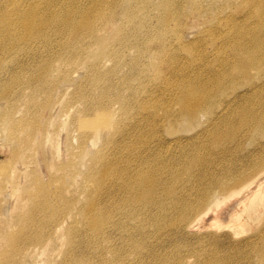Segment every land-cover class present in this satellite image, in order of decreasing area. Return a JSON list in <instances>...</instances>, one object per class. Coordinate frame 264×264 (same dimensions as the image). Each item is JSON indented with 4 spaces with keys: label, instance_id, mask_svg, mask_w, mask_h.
<instances>
[{
    "label": "rangeland",
    "instance_id": "obj_1",
    "mask_svg": "<svg viewBox=\"0 0 264 264\" xmlns=\"http://www.w3.org/2000/svg\"><path fill=\"white\" fill-rule=\"evenodd\" d=\"M249 1L0 0V21L8 19L10 24V30H6L9 33L0 36V109L5 115L13 113L17 137H23L29 129L34 132L32 146L25 144L20 150L12 130L5 126L0 132V187L7 182L5 177L15 180L19 175L30 187L47 185V197L50 195L55 206L60 187L56 178L63 176V193L75 199L78 211L71 218L72 213L66 210L60 225L67 229L76 224L81 230L76 241L88 242L76 254L79 259L89 258L97 241L83 227L80 213L87 186L94 190V184L89 183L93 176L89 178L87 172L114 131L121 129L127 146L121 147L117 157L125 161L123 167L130 168L131 174L152 170L167 184L173 183L174 194L168 200L163 189L157 192L158 198L165 199L161 208L157 202L137 203L131 192L117 196V191L108 200L102 193L99 203L103 206L131 201L130 209L137 207L140 211L136 217L127 218L126 226H106L105 237L98 240L104 260L109 264H260L264 261V205L258 203L264 200V183L258 194V186L253 185V193L246 196L250 189L243 191L221 203L215 212L197 216L195 208L186 221L179 219L182 210L197 206L200 191L215 185L217 179L222 178L216 185L239 177L264 159V87L259 90L263 92L246 93V85L256 82L259 74L252 71L250 77L239 75L233 53L235 31L243 28L248 33L255 25L251 18H245ZM71 9L99 13L107 26L104 24L92 38L83 34L71 39L62 21ZM26 14H37L36 20L42 19L39 23L44 24L36 28L40 32L35 31L30 40L22 38V18ZM93 19L99 23L97 16ZM103 44L115 55H103ZM223 72L237 80L239 97L232 103L234 111L219 116L213 126L200 125L206 121L205 115H200L197 123L170 117L177 93L162 90L157 77H166L175 85L186 83L185 78L195 73L210 75L205 79L209 81ZM149 101L162 109L155 113L151 109L139 111L137 103ZM93 116L102 120L101 124L93 123L98 137H84L76 127ZM245 116L249 118L247 123L241 122ZM127 120L132 125L126 127ZM257 125L263 130L256 132ZM220 126L224 132H235V138L223 149L209 147L210 134ZM134 145H139L143 154L136 156ZM100 158L109 159L103 154ZM60 163L69 164L70 171L68 167L60 170ZM165 166L170 168L163 169ZM186 169L192 173L190 181ZM8 196L9 207L1 202L7 209L0 211V261L3 252L11 251L5 239L21 231L30 222L28 214L33 215L35 210L23 193L14 189ZM136 200L137 205L133 204ZM175 201L179 202L176 206ZM251 201L261 212L251 216V225L245 230H236L232 215L239 211L248 217ZM112 218L117 220L118 215ZM251 244L255 247H247ZM135 246L141 249L136 255L132 252ZM118 251L123 252L119 260ZM42 257L32 253L21 264H45ZM73 258L64 264H72ZM61 260L56 257L54 264ZM94 264L100 263L95 259Z\"/></svg>",
    "mask_w": 264,
    "mask_h": 264
},
{
    "label": "bare ground",
    "instance_id": "obj_2",
    "mask_svg": "<svg viewBox=\"0 0 264 264\" xmlns=\"http://www.w3.org/2000/svg\"><path fill=\"white\" fill-rule=\"evenodd\" d=\"M248 4L249 13L245 18H251V21L255 25L250 28L248 33H246L243 28H238L235 31V36H232V39H234L235 43L233 53L234 57L236 58L235 69L239 75L243 77H250L252 71L255 72L256 75L259 74V79L256 82H253V80L251 81L253 83L250 82L251 84L248 83L246 85L248 87V91H246V93H259L263 92L259 90L264 87V0H250ZM36 15L37 14H26L22 18V27L24 28L22 38L25 40H30V37H32L36 31V28L40 27L39 25H44L42 22L39 23L40 21H43L42 19L36 20ZM96 16L99 20V23H97V21L94 22L93 17L96 18ZM167 17L168 13H166V19ZM62 21L66 24V29L69 30V36L71 39H76L78 37L81 38L83 34H86L87 37L92 38L94 37L96 31L101 29L106 23V21H104V17H102V15L99 13H81L75 9H71L69 12H67ZM9 25L8 19H5V21H0V36H2L3 32H5L3 35H6L7 32L9 33V31L6 32V30H10V28H8ZM106 26L107 24L104 25V27ZM39 32L40 30L36 31L37 34ZM244 32L245 34L243 35ZM184 49L187 51L189 48L185 47ZM216 52L217 51H214V54ZM101 53L103 55H115L114 50L108 47V45L103 46ZM227 62L224 64L226 65ZM225 72L213 75L209 81H205V79L210 75L207 76L204 74L201 77L200 73H195L194 77L185 78L186 83H177L175 85H172L166 77H162L161 75L157 77V81H159L162 85L160 86L162 90H169V92H172L174 95L177 93L175 98L172 100V102L175 101V106L177 107H172L174 112L170 115V117L176 118L179 116V119L182 118L185 122L188 121L191 123H197L200 121V115H205L206 121L202 122L200 125H203V123H210L208 126L216 125L215 121L217 118L219 116L225 117L227 114H229L233 110L232 103L239 97V94L236 95L238 92L236 90V78H232L230 74ZM176 76L178 75L176 74ZM96 78V80L99 81L98 77ZM228 87L232 89H229ZM137 106L141 108L139 111L143 110L148 112L147 110L151 109L154 113L158 111L159 108L162 109L161 106L157 105V107L150 101L138 102ZM251 108H254V105H252ZM102 111L104 110L101 109V112ZM143 118L145 117H141L140 121H144L142 120ZM100 119L101 117H89L85 123L78 125L76 129H79L81 134H84L82 135L84 137L87 135L92 137L94 134L95 138H97L98 135L95 132V124H101L102 120ZM248 119L249 118L245 116L241 119V122L247 123ZM93 123L95 124L93 125ZM15 125H17V123L14 120L13 113L11 112L5 115L0 109V132L5 126L12 130V138L19 147L18 150H20L22 145H29L30 142H33L32 135L34 132L33 129H29L30 131L26 130L23 137H17L19 134H15ZM129 125H132V122L129 120L125 121V126L127 127ZM221 126H223V123ZM221 126L217 129H214L212 134H210L211 141H209V147L223 149L222 146L225 147L226 142H229L235 138V132L233 135L231 132H224L222 131ZM207 129L208 128H205L204 131ZM262 130L263 128L259 127L258 125L255 128L256 132ZM120 134L121 129H118V131L116 129L114 131L113 136L107 141V145L104 147V150H102V152H100L98 156L94 158V162L92 165H90V168L87 172L89 178L93 176V179L90 180L89 183L94 184V190L91 189V186H87V197L80 208L81 211H79L83 216V227H85L87 231L91 232L97 241V248L93 252V256L90 254L88 255L89 258L84 259L82 257L79 259L78 257L80 255L76 254L77 251L79 249L82 251V248L84 246L86 247L88 242L85 240L78 242L76 241V235L81 233V230L75 226L76 224L67 229L60 225L59 219L63 217V213H65L66 210H69V214L72 213L71 218H74L78 211L76 208L77 205L75 199L73 200V198H66L63 193L65 178L63 176L56 178V181L60 187L57 186L58 191L56 188V197L58 202L54 206L50 200V195L47 197V194L49 193L48 189L46 188L47 185L42 186L41 184V187L38 186L37 188L34 186L30 187L24 181H22V178L18 175L16 176L15 180H13L11 176H7L5 177L7 182L1 183L0 211L7 209L4 207V205L2 206L1 202L5 201L6 206L11 203L8 194L14 189L23 193V195L27 198V204L31 203L35 210L33 215L31 213L28 214L27 217L30 219V222H27L21 231H19L17 234H12L9 236V238H7V240L5 239V245L7 244L11 248V251L3 252L4 254L1 257L3 262L0 261V263L21 264V260L23 258L28 259L29 257H32V253H34L40 254V256H45V258L42 257L45 264H54L56 257L62 258L59 264H64L73 257L75 258H73L72 261H74L76 264H94L95 259L96 261H99L100 264H109V262L104 260V257H102L103 251L102 248H100V243L98 242V240H102V238L105 237L106 226L111 224L121 227L126 226L125 221H127V218L131 219L136 217L138 214H140V211H136L137 207L134 208V211L130 209L128 205L131 204V201H119L118 204L111 207H106L105 205L103 206L99 203V196H101L102 193H105L108 200L111 195L116 194L117 191V196L120 193L125 194L126 192H131L132 200L135 198L138 200V202L136 200L133 202V204L136 202H145L146 204L157 202L161 208L165 207V199L163 200V198H158L157 192L163 189L166 196L165 198L169 200V198L174 194L172 193L173 183L169 182L170 184H167L163 178H161L158 174H155L152 170H148L146 172L142 171L140 174H131L130 168L123 167L125 161L122 160V158H118L117 154L121 151V147L125 148L127 146V143L124 141L126 138L122 135L121 137ZM120 143H123V145H120ZM171 143H176V141H172ZM30 146H32V144L29 145V147ZM132 150L135 152L136 156L143 154L139 148V145H134ZM101 154L105 155V157H109V159L107 158L106 161L102 160L100 158ZM67 167L68 171H70L69 164H59V168L62 171ZM162 168L165 169L170 167L165 166ZM185 174L187 175L188 181H190L192 178L191 171L186 169ZM163 175L164 174H162V176ZM53 179L55 180L54 177ZM221 179L222 178L217 179L215 181V185ZM188 181L183 182L185 183L184 185H187L189 183ZM262 183H264V159L260 162H257V164L255 163L250 171H244L239 177H232L231 179L222 180L216 186L214 184H210L203 191H200V195L198 192L199 200L197 201V206H189V208L182 210L180 212L179 219L181 221H186L189 217L190 210H194L195 208L198 210L197 216H201L203 213L208 214L212 210L215 212L221 203L238 197L239 195L243 194V191L249 190L253 185L258 186L255 192L259 191ZM105 186L106 189L104 188ZM187 189L188 187L185 188V190ZM251 190L252 188L248 191V193H246V196L253 193ZM258 193L259 192H257V194ZM40 195L43 197L42 200H40ZM122 199H124V196ZM260 202L261 203L258 204L264 205V200ZM178 203V201L173 202L175 206L178 205ZM7 207H9V205ZM249 209L250 211L248 213V217H244V214L239 213L238 210H236L238 212L234 213L233 215L231 214V218L235 223L234 225H236V227H233L236 230H245L247 226L251 225V218H253L251 216L254 213L261 212L258 211L255 201H251L249 203ZM114 214L118 215L117 220H113L112 217H114ZM218 222L219 221H217V223ZM261 240L262 242L264 241V234L262 235ZM65 247L66 249L63 250ZM247 247L253 248L255 245L251 244ZM262 248H264V246H262L261 249ZM135 249L132 251L135 255L136 253H140L141 249L139 246H135ZM262 252L263 251L260 250V253ZM52 253H54V255H52ZM122 256L123 252L118 251V260L121 259ZM74 262L72 264H74ZM132 262H134V260H132ZM263 263L264 261H261L260 264Z\"/></svg>",
    "mask_w": 264,
    "mask_h": 264
}]
</instances>
